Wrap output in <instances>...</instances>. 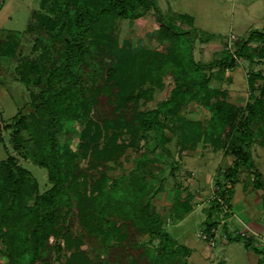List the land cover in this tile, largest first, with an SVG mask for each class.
Here are the masks:
<instances>
[{
    "label": "trees",
    "instance_id": "16d2710c",
    "mask_svg": "<svg viewBox=\"0 0 264 264\" xmlns=\"http://www.w3.org/2000/svg\"><path fill=\"white\" fill-rule=\"evenodd\" d=\"M48 1L52 7L47 12L44 8ZM42 5L41 9H32L25 28L38 33L42 51L37 58L22 61L18 68L21 80L40 90L31 103L33 111L20 116L13 136L16 148L27 144L37 149L53 185L35 195L37 182L26 168L17 164L13 156L0 162V255L7 257V261L0 258V264H51L53 252L61 248V237L73 236L69 225L63 231L58 225L64 208L67 217L76 214L82 238L93 239L103 252L110 253L122 244L125 233L121 220H130L140 233L159 238L158 246L149 253V264L176 263L177 256L188 253L190 248L177 243L164 229L162 218L153 209L151 172L144 166L145 161L154 159L158 148L170 153L163 145L171 140L165 130L171 132L172 127L162 122L161 116L173 115L192 101L200 102L211 113L209 122L206 126L188 121L180 124L179 149L184 152L203 141L235 156L215 191L228 205L232 196L228 184L237 181L243 167L253 174L255 187L264 189V175L251 157L255 138L264 145V74L250 73V100L238 106L227 100L226 89L212 86L213 78L206 72L216 65L234 66L241 56L253 58L251 42L264 43V32L251 30L234 51L211 64L195 60L192 51L182 55L169 96L155 108L144 110L136 107L141 96L135 89L140 87V63L149 52L141 48L134 55L133 50L119 45L114 34L116 20L135 19L153 9L166 33L178 38L188 30L169 23L155 0H43ZM176 18L193 26L192 15L179 13ZM20 34L11 32L0 37L1 57L16 56ZM257 80H262L261 84H256ZM103 94L113 104L116 117L94 116L93 109ZM241 111L245 112L244 121L235 122ZM123 122L126 133H139L146 139L149 154L127 174L111 178L100 168L97 157L103 153L116 157L113 150L119 152L122 148L116 143V134L109 138L107 148H99V140L102 126L108 129ZM24 129L29 138L20 134ZM84 159L86 164H82ZM217 197L213 206L219 209ZM178 199L176 216L182 219L193 204L182 199L180 193L176 195ZM217 223L208 222L205 230ZM230 238L255 249L261 255L258 264H264V249L252 246L254 237ZM105 261L100 257L97 262L88 259L78 245L61 264H106Z\"/></svg>",
    "mask_w": 264,
    "mask_h": 264
},
{
    "label": "rangeland",
    "instance_id": "374dc122",
    "mask_svg": "<svg viewBox=\"0 0 264 264\" xmlns=\"http://www.w3.org/2000/svg\"><path fill=\"white\" fill-rule=\"evenodd\" d=\"M42 1L0 0V37L4 38L11 32L21 33L16 56L5 57L0 62V124L2 126L0 162L13 156L17 164L26 168L37 182L35 195L45 192L53 183L35 147L25 146L27 144L19 148L15 147L13 131L17 128L20 116L33 111L31 103L40 90L37 86H28L24 83L18 68L22 61L37 58L42 51L38 33L25 30L32 18V9L43 8ZM155 1L165 13L169 23L188 32L179 35L178 38L166 33L160 28L153 9L135 19H117L114 29L119 45L133 50L134 55L141 48L149 52L140 63V77L137 81L140 87L135 89V92L141 96L136 107L144 110L155 108L160 101L169 96L175 73L180 65L178 61L182 55L192 51L197 61L207 64L217 62L228 51H234L242 36L246 38L252 28L258 27L264 14V0ZM51 7V1H48L44 10L48 12ZM179 13L192 15L193 26L177 19L176 14ZM250 47L258 56L264 55L263 42ZM251 64L244 61L242 69H237V65L230 67L216 65L206 72H210L213 78L211 84L214 87H218L214 83L215 77L225 72L244 77V81L248 83L249 74L252 71ZM262 68L264 70V67ZM98 99L93 109L94 116L100 119L116 117L113 111L114 106L107 101L105 94L100 95ZM210 116L209 110L198 101L190 102L173 115L161 116V121L167 122L169 127H172L171 132L166 128L165 132L171 136V140L163 145V148L167 147L170 153L158 148L154 159L144 163L145 168L151 172L153 187L150 193L153 209L162 218L164 229L176 242L190 248L188 253H180L174 264H252L246 244L243 241H233L229 236H233L235 230L244 229L243 221L250 223L257 216L256 206L248 197V193L243 191L244 182L236 181L234 184H228L233 194L228 211H224L221 207L216 209L213 204L217 182L227 168L226 165L220 166L222 152H213L211 146L203 141L199 142L195 148L183 152L177 143L180 124L188 121L206 126ZM244 118L245 112L241 111L237 114L235 122H243ZM125 124L117 123L108 129L102 126L99 148H107L106 143L113 134L117 135L116 143L122 148L119 152L113 150L116 157H109L110 153H103L97 157L98 162L101 163L100 168L111 178L127 174L138 161L147 158L149 154L146 139L139 133H126ZM20 134L23 138L30 137L26 129ZM259 139L253 140L251 151L253 146L263 159L264 145ZM204 145L208 147L201 153V147ZM86 160L84 159L82 164H86ZM261 169L264 171V160L261 162ZM209 173L213 174L212 182L206 176ZM240 173L244 181L250 180L251 172L247 168L243 167ZM179 193L182 199L191 201L193 204V209L182 219H177L176 216L178 212L176 208L179 204L176 195ZM35 195L30 199V203L34 201ZM66 210L67 208H64L63 213ZM63 213L59 217V228L63 231L66 225H69L73 236L61 237V248L53 252L51 264L65 262L78 245L84 250L85 256L94 262H97L100 257L106 260V264H149V253L159 244V238L156 236L151 238L149 234L140 233L130 220H121L125 239L110 253L103 252L93 239L82 238L83 229L76 214L67 217V214ZM213 220L218 221L216 226L218 234L214 245L200 236L206 224ZM223 221H225L224 224L218 225ZM224 233L227 234L226 238L223 236ZM81 239L82 244H80ZM223 239L227 242H223ZM0 258L2 261H7L4 254H1Z\"/></svg>",
    "mask_w": 264,
    "mask_h": 264
},
{
    "label": "crops",
    "instance_id": "0c3cea01",
    "mask_svg": "<svg viewBox=\"0 0 264 264\" xmlns=\"http://www.w3.org/2000/svg\"><path fill=\"white\" fill-rule=\"evenodd\" d=\"M262 22L258 25V27L252 28L251 30H258V31H262L264 32V14H262L261 17ZM250 30V32H251ZM249 32V31H248ZM247 34V33H246ZM245 36V35H244ZM243 39V36H242ZM261 42H259V40H253L251 42V45L254 44H260ZM254 49L251 48V53L253 55V58L248 59L244 56L238 57V59L236 60V64L237 65V69H242L243 68V63L244 61H248L249 63H252V71L255 72H260L262 74H264V70H262L264 67V57H260L258 56L255 52H253ZM3 58L5 57H1L0 56V62L3 60ZM261 60V61H260ZM234 65V66H235ZM251 71V72H252ZM250 72V73H251ZM250 75V74H249ZM219 79V80H216ZM245 78L236 75L235 73L230 74V72H225L223 73L221 76H218L217 78L215 77L214 79V83H216V85L218 87H222L223 89H226V96H227V100L230 101L231 103L235 104V105H242V104H246L249 100H250V96H251V89L249 87V83L244 81ZM262 80H257L256 84H261ZM237 87V88H235ZM255 93L258 94V90L255 89ZM209 146H211L209 144ZM208 146H202V152L203 150H205V148ZM211 150L213 152H218L221 151L222 152V163H220V166H227L229 167L230 165H232L235 156L232 155L231 153H228L226 150L224 149H214L211 146ZM202 155V154H201ZM251 157L253 159V162L255 164V167L258 168L262 174L264 175V171H262L261 169V162L264 160V158L262 159L261 155H259L255 150L254 147L252 146V151H251ZM208 179L213 180V174L209 173L206 175ZM250 180L249 181H244L243 177L241 176V173L239 172V175L237 177V181H243L244 185H243V191L245 193H248V197H250V200L252 201L253 205L256 206V217L253 218V220H251V224L249 222H246L255 232H257V236H254V243L252 244V246H260L261 248L264 249V189L263 188H257L254 185L253 182V174L251 173L250 175ZM233 198V194L231 196V200ZM245 222V221H243ZM242 222V223H243ZM231 236V235H229ZM228 236V237H229ZM223 242H227V240L223 239ZM248 254L251 257L252 260V264H258L259 259L261 258V255L259 253H257L255 251V249H253L252 247H248Z\"/></svg>",
    "mask_w": 264,
    "mask_h": 264
},
{
    "label": "built area",
    "instance_id": "2783aa9c",
    "mask_svg": "<svg viewBox=\"0 0 264 264\" xmlns=\"http://www.w3.org/2000/svg\"><path fill=\"white\" fill-rule=\"evenodd\" d=\"M216 197L217 196L215 195V198ZM217 198H218L219 203L221 204L220 207L224 211H226V210L228 211L229 210V206H228L227 202L223 198H221V197H217ZM224 223H225V221L221 222L218 225H222ZM243 224H244V229L242 231L235 230L233 232V236L234 235H240V236L245 237V238L246 237H254V236L256 237L257 236V232H255L246 222H243ZM216 226L217 225L212 226L210 228V230H205L204 229V230L201 231V234H200V236L202 238H204L206 241H208L212 245H214L216 243V236L218 234L217 233V227ZM223 236L226 238L227 237V234L224 233Z\"/></svg>",
    "mask_w": 264,
    "mask_h": 264
}]
</instances>
